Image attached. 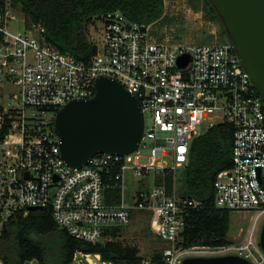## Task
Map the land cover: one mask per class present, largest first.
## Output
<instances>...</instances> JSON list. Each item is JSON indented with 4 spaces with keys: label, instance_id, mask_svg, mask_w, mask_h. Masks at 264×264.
<instances>
[{
    "label": "built area",
    "instance_id": "obj_1",
    "mask_svg": "<svg viewBox=\"0 0 264 264\" xmlns=\"http://www.w3.org/2000/svg\"><path fill=\"white\" fill-rule=\"evenodd\" d=\"M152 28L119 9L94 15L87 36L96 52L85 60L49 43L45 27L27 20L11 0L0 7V234L34 207L49 209L58 227L92 243L114 239L109 229L140 217L162 242L158 258L144 257L145 264L226 254L264 264L257 230L264 216V101L232 41L175 43L159 39ZM100 76L138 97L144 134L132 153L97 152L74 167L62 157L55 118L68 102L93 98ZM226 121L234 128L233 166L214 181L215 206L256 215L239 241L188 246L187 217L203 202L180 194L177 171L187 164L201 125ZM129 173L141 187L126 199ZM168 174L171 190L156 183ZM112 190H119L120 201ZM94 257L114 264L83 251L74 261L100 264Z\"/></svg>",
    "mask_w": 264,
    "mask_h": 264
},
{
    "label": "trees",
    "instance_id": "obj_2",
    "mask_svg": "<svg viewBox=\"0 0 264 264\" xmlns=\"http://www.w3.org/2000/svg\"><path fill=\"white\" fill-rule=\"evenodd\" d=\"M194 2L193 0H191ZM20 7L27 20L45 27L46 40L60 51L89 60L96 48L87 36V26L94 15L121 10L130 20L151 24L167 21L165 0H11ZM211 19L217 21L223 35L230 40L225 25L210 0H203ZM6 0H0V7ZM234 128L230 122L216 124L197 135L190 143L189 159L177 171L179 192L203 202L190 211L183 232L185 245L220 246L228 243L232 211L215 206L214 181L220 171L233 166ZM169 190L173 174L157 176ZM120 201L119 190H112ZM121 226L109 229L115 239L92 243L73 237L58 227L49 209L30 210L3 227L0 234V259L4 264H72L77 251L99 254L114 264H145L136 245L124 244L116 237ZM155 253L154 259L158 258Z\"/></svg>",
    "mask_w": 264,
    "mask_h": 264
},
{
    "label": "water",
    "instance_id": "obj_3",
    "mask_svg": "<svg viewBox=\"0 0 264 264\" xmlns=\"http://www.w3.org/2000/svg\"><path fill=\"white\" fill-rule=\"evenodd\" d=\"M210 1L264 101V0ZM95 86L93 98L68 102L55 118L62 157L74 167L84 166L97 152L132 153L144 134V113L135 94L109 76L98 77ZM260 242L264 249V225ZM183 264L252 262L240 255L226 254L191 256Z\"/></svg>",
    "mask_w": 264,
    "mask_h": 264
},
{
    "label": "rangeland",
    "instance_id": "obj_4",
    "mask_svg": "<svg viewBox=\"0 0 264 264\" xmlns=\"http://www.w3.org/2000/svg\"><path fill=\"white\" fill-rule=\"evenodd\" d=\"M165 0L166 2V17L167 21H158L153 23V33L159 39L169 40L171 42H189L203 43L223 41L221 25L211 19L208 11L205 8L203 0ZM21 11V8L18 7ZM22 17V13H18V19ZM227 39V36H226ZM209 126L203 124L200 127V132L207 131ZM141 153L148 155L150 148H142ZM164 159L168 163H172V155H167ZM147 158L142 157L140 162H145ZM141 187V181H136L132 178V174H128L127 181L124 187L126 199L129 198L132 192ZM256 212L253 211H232L230 219V231L228 234L229 240L239 241L243 239L247 233V229L252 225ZM140 217L128 226L122 228L121 235L116 237L124 244L136 245L139 247L140 254L143 257H149L157 253L162 247V242L156 238L155 233L151 232L148 224L140 221ZM264 225V216L261 217L258 223V232ZM115 239V237H114ZM96 262L100 264L102 261L94 257ZM27 264H38L37 261H32ZM72 264H80L74 261ZM88 264V263H86Z\"/></svg>",
    "mask_w": 264,
    "mask_h": 264
}]
</instances>
